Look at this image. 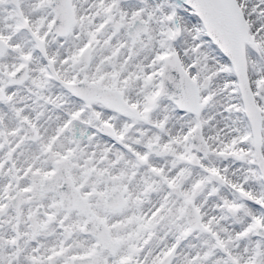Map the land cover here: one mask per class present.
I'll return each mask as SVG.
<instances>
[{"label": "snow or ice", "instance_id": "6c2138e0", "mask_svg": "<svg viewBox=\"0 0 264 264\" xmlns=\"http://www.w3.org/2000/svg\"><path fill=\"white\" fill-rule=\"evenodd\" d=\"M0 264H264V0H0Z\"/></svg>", "mask_w": 264, "mask_h": 264}]
</instances>
